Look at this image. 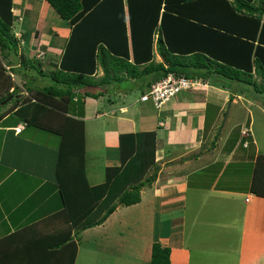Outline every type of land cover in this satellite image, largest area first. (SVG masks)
Returning a JSON list of instances; mask_svg holds the SVG:
<instances>
[{"label": "crops", "instance_id": "0c3cea01", "mask_svg": "<svg viewBox=\"0 0 264 264\" xmlns=\"http://www.w3.org/2000/svg\"><path fill=\"white\" fill-rule=\"evenodd\" d=\"M13 2L19 53L39 61L43 71L59 64L70 24L46 0ZM154 53L155 61L162 62L156 44ZM20 75L0 72V250L73 248L74 242V264L81 259L85 264H151L152 247L158 242L170 248L171 264H264V197L252 191L261 156L253 137L254 110L264 113V107L252 87L217 76L198 78V87L159 110L140 101L150 78L79 90L80 97L86 91L102 94L83 99V107H67L65 114L84 123L89 184H103L106 170L121 165L122 135L155 133L157 170L148 173L155 179L142 189L139 204L118 207L102 225L72 231L70 241L56 246L70 233L56 168L60 135L73 122L33 102L15 105L13 98L3 100L14 90L8 77L20 87L17 93L27 95L16 80ZM103 75L99 67L95 78ZM234 107L243 111L242 120L232 114ZM245 131L250 136L245 137Z\"/></svg>", "mask_w": 264, "mask_h": 264}, {"label": "trees", "instance_id": "16d2710c", "mask_svg": "<svg viewBox=\"0 0 264 264\" xmlns=\"http://www.w3.org/2000/svg\"><path fill=\"white\" fill-rule=\"evenodd\" d=\"M46 1L72 27L60 63L43 71L39 61L34 59L37 68L34 60L19 53L14 2L0 0V72L9 67L27 80L24 97L8 77L9 88L14 90L3 100L13 98L15 105L33 102L73 122L60 135L56 168L70 229L69 239L56 243L60 246L70 241L72 231L80 233L100 226L118 207L139 204L142 189L155 179L147 175L155 168L156 134L137 133L120 137L121 165L106 170L103 184H89L84 123L65 114L69 113L67 107H83V99L102 94L86 91L80 97L78 91L144 78H150L149 88L174 74L188 79L219 76L252 87L257 94L264 93V0ZM155 44L162 62L155 61ZM17 64L18 70L14 68ZM99 67L104 75L96 79ZM32 69L37 70L42 83L47 79V84L40 86L39 79L30 75ZM263 159L259 156L256 160L252 185L259 197H264ZM71 245L73 248H26L22 252L6 248V252L0 250V264H74L77 244ZM170 254V248L155 243L151 264H171Z\"/></svg>", "mask_w": 264, "mask_h": 264}, {"label": "built area", "instance_id": "2783aa9c", "mask_svg": "<svg viewBox=\"0 0 264 264\" xmlns=\"http://www.w3.org/2000/svg\"><path fill=\"white\" fill-rule=\"evenodd\" d=\"M198 86L199 82L197 80L169 74L164 79L153 83L151 87L148 88L147 92L142 95L140 101L152 103L154 107L159 110L178 94ZM22 129L23 127L20 126L16 128L15 131L20 133ZM244 136H250L249 132L245 131Z\"/></svg>", "mask_w": 264, "mask_h": 264}, {"label": "rangeland", "instance_id": "374dc122", "mask_svg": "<svg viewBox=\"0 0 264 264\" xmlns=\"http://www.w3.org/2000/svg\"><path fill=\"white\" fill-rule=\"evenodd\" d=\"M20 49V48H19ZM20 51V50H19ZM34 60V59H32ZM35 61V60H34ZM34 63V66L38 68V63L35 61L33 62ZM10 70V69H9ZM7 68H6V71H8V74L14 78L13 74H16L15 71H12L10 70L9 71ZM32 73H30L31 76L33 77H37L39 80L41 79L40 75L38 74L37 70L35 69H32L31 71ZM219 77V76H218ZM221 78V77H219ZM222 79V78H221ZM16 80L21 84V86H24V81H26L25 78H23L22 75L20 76H16ZM45 83L48 81L47 79H44ZM224 81H229L228 83H236L238 86H241V87H244V88H247V85L243 84V83H238V82H235V81H231V80H226V79H223ZM252 95L254 97H256V100L260 103L258 105H261L264 107V93H259L257 94L255 91L252 90ZM246 95V94H245ZM255 113H254V122H253V125H252V130H253V137L254 139L257 140L258 142V147H259V151L261 153V157H264V113L259 111V109H255L254 110ZM232 114H236L234 117L235 118H239V120H242L243 119V111L239 110V109H236L235 107L232 108ZM238 131H239V128H238ZM263 163V166H264V159L262 161ZM255 167H256V164H255ZM263 179V175H262V178L260 180ZM264 190V188H262ZM261 189V190H262ZM166 233H167V230H166ZM196 237L194 235H190L189 236V240L192 242V241H195ZM128 251L131 250L132 251V254L133 252L135 251L133 248H127ZM82 255H83V252H82ZM81 255V256H82ZM78 264H85V261L83 259L80 260V262Z\"/></svg>", "mask_w": 264, "mask_h": 264}, {"label": "clouds", "instance_id": "9594fccd", "mask_svg": "<svg viewBox=\"0 0 264 264\" xmlns=\"http://www.w3.org/2000/svg\"><path fill=\"white\" fill-rule=\"evenodd\" d=\"M194 80V79H193Z\"/></svg>", "mask_w": 264, "mask_h": 264}]
</instances>
